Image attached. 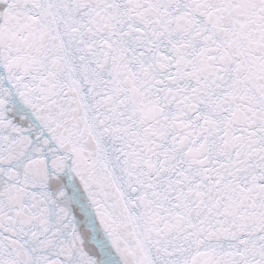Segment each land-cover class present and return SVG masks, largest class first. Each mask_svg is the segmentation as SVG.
<instances>
[{"label":"snow or ice","instance_id":"obj_1","mask_svg":"<svg viewBox=\"0 0 264 264\" xmlns=\"http://www.w3.org/2000/svg\"><path fill=\"white\" fill-rule=\"evenodd\" d=\"M0 264H264V0H0Z\"/></svg>","mask_w":264,"mask_h":264}]
</instances>
